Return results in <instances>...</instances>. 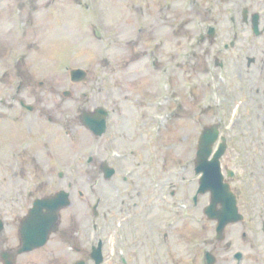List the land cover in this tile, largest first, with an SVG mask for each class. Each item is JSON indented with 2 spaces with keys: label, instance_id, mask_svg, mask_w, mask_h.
<instances>
[{
  "label": "rangeland",
  "instance_id": "rangeland-1",
  "mask_svg": "<svg viewBox=\"0 0 264 264\" xmlns=\"http://www.w3.org/2000/svg\"><path fill=\"white\" fill-rule=\"evenodd\" d=\"M244 8L248 16L258 12L262 17L264 0H0L3 26L14 31V22L23 21L26 29L21 39L11 36V41L10 37L4 41L1 37L7 47L2 44L0 49V79L4 70L8 76L5 84L0 82V97L14 95L17 82L22 81L20 96L45 109L37 121L43 139L48 131L55 134L54 157H59L60 165L65 163V170L72 158L77 170L74 176L84 182L79 187L82 198L76 193L71 197L79 212L75 220H64L61 228L73 223L84 229L93 219L90 208L96 205L100 218L95 223L108 227L110 244L117 218H129V228L135 226L131 219L136 218L145 225L143 230L149 231L148 225H156L157 231L160 227L168 230L183 254L180 263L197 264L199 254L195 259L187 251L191 240L210 239L214 224L199 208L191 209L202 221L183 220L177 200L198 186L193 167L200 131L220 121L221 134L228 142L222 170L234 172L228 182L238 196L244 220L225 228L219 253L217 248L214 253L219 264H232L235 250L248 253L244 264H264V232L260 229L264 222V22L260 18L261 32L253 35L250 20H242ZM208 26L215 28L211 38ZM232 40L236 45L226 50ZM22 53L26 61L15 69ZM247 58L255 60L246 66ZM216 60L225 67L218 68ZM65 68H83L87 79L71 83ZM4 85L13 86L5 89ZM65 90L71 93L68 98L61 95ZM99 106L112 109L114 123L107 135L95 137L81 125L79 115L82 109L93 111ZM4 114L1 109L0 218L5 227L0 233V251L17 246L19 219L31 200L54 191L41 189L39 178L53 183L57 175L46 149L42 160L54 165L51 172L35 168L25 156L13 155L17 144L10 145V140L27 126L26 122L4 121L9 117ZM35 114L20 118H33L27 121L36 125ZM65 115L70 122L63 121ZM46 116L53 117L56 127L44 121ZM67 128L68 136L64 134ZM90 155L89 165L86 157ZM104 159L116 168L109 179L103 178L100 169ZM89 176L92 180H87ZM121 176L134 182L129 181L133 182L129 186ZM66 181L57 187H65ZM168 182L174 194L154 200L153 195L160 194L156 190ZM78 198L83 204L80 208ZM208 198L206 194L200 203L204 206ZM128 204L132 207L129 213ZM249 215L256 219L248 234L250 247L243 237ZM174 220L176 226L170 225L168 221ZM59 235H52L40 250L18 256L15 264H69L70 257H85L68 254ZM225 241L231 246L228 251ZM109 251L108 255L115 253L114 248Z\"/></svg>",
  "mask_w": 264,
  "mask_h": 264
},
{
  "label": "flooded vegetation",
  "instance_id": "flooded-vegetation-1",
  "mask_svg": "<svg viewBox=\"0 0 264 264\" xmlns=\"http://www.w3.org/2000/svg\"><path fill=\"white\" fill-rule=\"evenodd\" d=\"M13 21L14 20L12 19V22ZM15 24L25 25L23 21H20V22L16 21L14 22V25ZM2 25H5V24L2 23ZM2 27L3 29L0 27V37H3L4 40H6L8 39V37H11V27H8V28H6L5 26H2ZM20 30L24 31V28L21 27ZM0 44H3V43H0ZM1 46L2 45H0V49H1ZM4 47H7V46L4 45ZM7 51L8 50H6V52ZM6 78L7 77L5 76L3 79L0 80V82L5 84L7 82ZM21 84H22V81H20V85L18 87L19 89L22 87ZM4 86L8 87L7 85H4ZM8 98L10 102L12 101L14 102V104L10 105L11 103L8 102L5 106L6 111H7L6 114L9 115L8 120L6 119V121L9 122L10 124L22 122V118H20V116H24L25 114H28V113L20 105L21 98L17 96H11ZM4 104H5L4 102L2 103L0 101V105H4ZM1 108L2 107H0V110ZM32 109L35 110L34 112H36V114L34 115V118L36 119V125L34 122H31L32 126H35V127L28 128V131H27L28 133L25 135L23 133H20V136L17 135V137L19 138L17 140L12 139V145L17 144L15 147H18L20 145L19 144L20 141L22 139L25 140V138L28 137V139L25 140V142L21 145L22 153L20 154V156H25L24 158L25 161L27 160V158H29L28 161L35 168L37 169L47 168L51 172L50 169H53V165L51 163L56 164L59 160V157H54L55 152H53L49 148L50 144H52L56 140V139L54 140L55 135H50V133H48L46 138L43 139L42 137L43 135L40 134V128H39L40 123L37 120L38 119L40 120V118L41 119L43 118L42 113L44 112V107L43 105L39 106L37 103V105L34 104V107H32ZM12 114H15V115H12ZM27 116H32V115L28 114ZM27 116H26V119H27ZM45 118H46V121L50 125L57 124L56 121L53 119V117L46 116ZM32 120L33 118L30 119V121ZM65 133L66 135H69V128L65 130ZM45 149H46L45 151L46 156L47 155L50 156L49 161L51 163L50 162L45 163L42 160V155L44 154L43 150ZM70 161L72 165V158ZM70 161H68L67 164H70ZM71 174H72L71 176H64V175H60L59 173H57L56 178L53 180V183L52 182L50 183L46 178H39L38 183L41 189L45 187L48 190L52 191L54 190L55 186L60 185L61 184L60 182L64 181L67 178L66 188L70 192V195H71L72 193L77 191L78 185L84 184L83 181L75 178L74 167H72ZM87 180H92L91 176H89ZM88 190L91 191L92 188L88 187ZM50 194H52V192L46 195H41L40 197L41 198L46 197V196H49ZM77 194L79 195L80 198H82L81 193L77 191ZM197 205H198V201L194 203L193 206L196 207ZM178 210L181 211V209H178ZM160 211L164 212V210H160ZM152 213L154 214V212ZM75 214H76L75 209L70 210V208L64 214H61L59 216V228L56 231V233L57 232L60 233L59 239L61 243L63 244V247L69 249L68 254H82L85 256V257L78 256L76 261L82 260L86 264H93V260L91 257V251H90L92 247V243H91V237H92L91 233L92 232L90 231V228H93V226L91 227L90 225H88L87 227L82 229V228H77L79 226L82 227V225H79L75 228L73 223H71L61 228L64 220L67 219L68 222L75 220ZM174 215L177 216V213H175ZM180 216H182L183 220H187V218L183 216L182 211L180 213ZM135 220L137 219L135 218ZM251 223H252V220H249L247 223L248 230L244 232V238L247 240L249 247L252 244L251 238H249V235H248L252 227ZM142 225L143 224H135V226L131 228H129L128 225H121V224L116 225V228L113 232V241H114L113 244H115V247H117V243H118V245L120 246V249H122L124 253V258H122L119 255V253L115 255V253L112 252L111 256L109 255L106 256V260H107L105 261L106 264H182L180 263V261H182L183 254L179 248L178 249L176 248L177 245H176L175 239L173 238V236L172 237L169 236L168 230H161L162 228L160 227L158 228L159 230L157 231V229L154 228V226L156 225L154 226L148 225L146 227H148L150 230L146 231L142 229L143 226L145 225L143 226ZM262 225H264V223H262ZM173 226H176V224H173ZM164 228H170V227L166 226ZM176 231L179 232L178 229H176ZM106 232H109V230H108V227L103 223L100 226L99 231L97 233L95 232L93 233L95 237L98 236L101 238L100 241H101L102 252L105 249L107 250L109 248L108 243L110 242H109ZM262 232H264L263 227H262ZM51 237L52 235L48 237L47 244L51 241ZM103 238L104 240H102ZM196 238H197V235H196ZM226 243H228V245H225L224 249L228 251L231 246L229 242H226ZM180 244L181 242L178 244V246ZM209 245H210L209 247L210 251H207L206 248ZM174 248L176 249V251H174ZM215 249L217 250V253H219V242L218 241L204 239L201 242H198L197 240L193 239L191 240L190 249L187 251L190 254H194L195 259H197V255L199 254L197 264H205V254L209 252L213 257V264H219V260L216 258V254L214 253ZM187 251H186V254H188ZM245 254H246V257H245V261H246L249 258V256L246 251H245ZM73 259L74 257L72 259L70 257L69 263L73 262L74 261Z\"/></svg>",
  "mask_w": 264,
  "mask_h": 264
},
{
  "label": "water",
  "instance_id": "water-1",
  "mask_svg": "<svg viewBox=\"0 0 264 264\" xmlns=\"http://www.w3.org/2000/svg\"><path fill=\"white\" fill-rule=\"evenodd\" d=\"M83 74L84 72L81 70L71 71V77L75 80L79 79V77L83 78ZM101 117L102 112L98 110L93 117H88L86 115L83 116V123L91 131L99 134L104 127V122ZM216 137L217 130L215 127H209L202 131L196 153V173H202V176L200 178V191H210L212 205L214 206L217 203H220L221 205V209H219V211H216L214 215H212L211 213L209 214L206 211L209 218L217 219L219 227L217 231L220 232L227 223L239 220L240 216H237L236 214L234 200H232L233 196L229 191L228 186L222 182L219 157L224 151V145L219 148V150L210 160L208 159L211 154V147ZM64 198L65 195L61 194L55 196L54 201H52L53 208L51 209L55 211L62 205H66L67 202H64ZM41 204L42 201H36L34 204V208L29 213V216L22 222L20 229L22 246L17 251V253L29 251L35 247H38L39 244L44 242V240H42V242H39L38 237L40 236L39 233L41 231L47 233L48 228H46V226L48 227V225L47 223L41 222V218L38 216L37 212H33L35 211V209L38 210L41 207ZM50 216L51 218H49V216H47L46 218L48 224L50 223V226H52L55 220V216ZM1 227L2 223L0 222V229Z\"/></svg>",
  "mask_w": 264,
  "mask_h": 264
}]
</instances>
